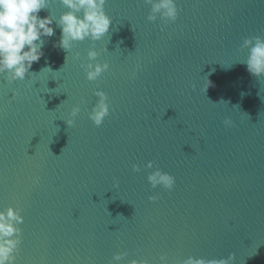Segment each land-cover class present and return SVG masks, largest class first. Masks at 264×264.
Listing matches in <instances>:
<instances>
[{"label":"water","instance_id":"obj_1","mask_svg":"<svg viewBox=\"0 0 264 264\" xmlns=\"http://www.w3.org/2000/svg\"><path fill=\"white\" fill-rule=\"evenodd\" d=\"M177 6L161 31L143 0H106L100 41L66 53L53 23L36 75L0 77V210L24 217L16 264H110L120 252V264L161 254L264 264V77L248 73L241 47L264 38V0ZM63 11L52 3L39 16ZM90 48L109 65L95 82L80 67ZM95 90L110 105L100 127L88 119ZM149 160L175 177L172 191L149 187Z\"/></svg>","mask_w":264,"mask_h":264},{"label":"clouds","instance_id":"obj_2","mask_svg":"<svg viewBox=\"0 0 264 264\" xmlns=\"http://www.w3.org/2000/svg\"><path fill=\"white\" fill-rule=\"evenodd\" d=\"M52 3H58L64 9L59 17L55 18L51 13L40 17L39 13L48 9ZM105 3L106 0H0V77L11 84L15 81H24L30 74L36 75L29 70L33 63L38 62L44 55L42 49L47 39L54 35L53 23L60 30L59 41L53 43V47L66 53L71 52L75 44L85 40L93 44L100 41L108 34L112 23L111 18L105 13ZM143 3L149 6L146 20L149 23L159 20L161 31L168 24L176 22L179 15L177 0H143ZM241 47L248 50L244 62L248 73L256 78L264 77V38L258 36L246 38ZM98 56L99 53L90 48L87 51V63L80 64L88 82L97 81L109 69L107 62H97ZM67 58L68 55L65 61ZM79 58V52L73 54L74 60ZM42 71L52 72L49 67ZM132 77H135V72L132 73ZM208 87L203 88V92H206ZM16 95L15 91L11 92V98ZM92 95L96 102L88 113V119L94 127H100L110 114V105L107 95L102 90H95ZM79 112V107L71 109L70 118L66 120L69 127L73 126V118ZM223 123L230 127L232 122L226 119ZM143 168L148 170L146 181L151 189L159 186L165 191L173 190L175 177L162 171L154 161H147ZM131 171L139 173L142 169L134 163L131 165ZM38 182V177L33 179V183ZM148 200L154 203L157 197L149 196ZM23 223L24 217L19 208L10 206L0 210V264H16V253L23 242V233L19 226ZM127 255V252L114 254L110 264H120ZM158 261L159 264H169L167 254L159 255ZM127 264H148V261L143 258H132L127 260ZM181 264H233V256L229 255L227 259L188 256Z\"/></svg>","mask_w":264,"mask_h":264}]
</instances>
